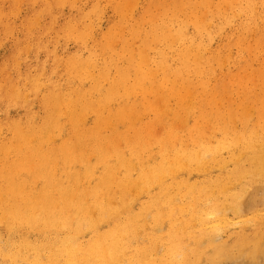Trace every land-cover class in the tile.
<instances>
[{
    "label": "bare ground",
    "instance_id": "1",
    "mask_svg": "<svg viewBox=\"0 0 264 264\" xmlns=\"http://www.w3.org/2000/svg\"><path fill=\"white\" fill-rule=\"evenodd\" d=\"M138 2L116 3L120 19L112 21L105 36L89 49L93 25L87 32L76 24L65 26L78 47L63 63L75 86L63 91L54 85L41 97L44 114L39 125L33 115L24 123H0V154L36 155L37 168L24 163L34 180L43 184L37 195L23 196L19 188L25 181L17 179L15 171L24 163L0 165L4 184L0 222L8 236L17 235L12 242L0 236V262L17 264L27 257L43 261L49 256L50 264H55L60 254L68 259L62 264H77L71 260L75 250H86L87 259L108 260L115 257L113 250L138 242L148 221L154 230L169 223V239L161 246L166 245L167 255L180 258L162 259L159 264H239L245 257L255 259L254 264L263 261L259 262L264 240L247 237L235 219L251 209L244 224L264 225V216H259L264 210V143L256 145L252 138L241 142L233 133L214 149L204 143L200 122L193 133L188 122L193 104L216 105L220 96L232 95L236 89L264 87V0H149L136 20L137 16L128 20ZM229 19L232 23H227ZM256 57H263L262 62L256 63ZM125 62L133 70L139 65L143 79L111 74L114 64ZM231 67L236 71L231 72ZM157 73L161 78L155 87L160 94L145 87V81ZM26 79L32 84L28 92L39 96L40 79ZM8 88L10 95L1 99L11 103L16 96L23 99L24 93L15 86ZM232 113L235 122L239 116ZM231 122L221 128L224 136ZM4 130L10 138H5ZM190 140L202 152L188 154ZM223 150L245 151L244 162L216 179L205 166L211 158L224 167ZM155 151H160V160ZM229 158L236 163V155L229 153ZM190 163L205 176L196 191L181 177ZM225 179L236 182L240 190L229 192ZM248 190L255 193L253 200ZM2 194L9 199L1 200ZM211 198L214 202L209 203ZM199 200L204 202L202 212L190 202ZM258 218L262 220L254 223ZM225 227H231L232 235H224ZM33 235L36 239H31ZM239 239L243 248L229 245Z\"/></svg>",
    "mask_w": 264,
    "mask_h": 264
},
{
    "label": "rangeland",
    "instance_id": "2",
    "mask_svg": "<svg viewBox=\"0 0 264 264\" xmlns=\"http://www.w3.org/2000/svg\"><path fill=\"white\" fill-rule=\"evenodd\" d=\"M97 1H100L99 4L96 0H0V123H5L8 120L24 123L30 115H33L35 123L39 125L42 122V116L44 114L41 107V97L53 90L54 85H57L63 91H66L68 86H75V78H69L63 63L67 61L70 56L76 54L78 47L75 38L67 34L64 29L65 26L76 24V26L79 25V29L84 28L83 30L87 32V29H90L88 27L93 25V31H91V29L89 30L94 32L93 39L89 42V49L95 44V41H99L105 36L103 33L105 34L109 31V26L112 21L120 19L121 12L114 9V5L120 2V0ZM144 2L147 3L149 0H140V2H138L139 5L135 4L137 7H134V10H132V15L129 13L131 19L128 15V20H132L137 16L135 18L136 20L139 17L140 13L143 12ZM131 6L132 5L129 6V9ZM98 8L100 10H98ZM90 9L92 11L96 10L98 13H94ZM88 11L92 13H88ZM5 32L10 33L7 38L4 35ZM125 34L126 33H124V37L127 36V34ZM84 54L85 56L88 55L87 49L84 50ZM56 57H60L61 60L57 62ZM253 60L256 63H261L263 57H256ZM259 68L260 64L255 66V70H259ZM230 71L235 72L236 68L231 67ZM5 73L7 74L6 76ZM225 73H227V70ZM30 76L40 79L39 86L42 88V91H40L39 96L35 93L32 94L31 91L28 92L32 84L26 78ZM45 84H47V87H45ZM8 86H15L17 90L24 93L23 99L16 96L15 99L12 100L14 104L9 100L1 99L3 94L6 96L10 95L11 92ZM262 91H264V87L261 86L248 90L236 89L233 91L232 95H227L225 97L220 96L216 105L209 103L204 105L193 104L191 106L190 119L188 122L191 132H194L197 124L200 122L205 133L204 143L214 149L219 147L223 141H228L233 136V133H235V136H237L241 142L252 138L256 145L264 143V98H262ZM208 92L211 93L212 89L210 90L209 88ZM7 101L11 104H8ZM225 101H227V103H225ZM245 105H248V110L244 109ZM233 110L236 111L239 117L246 116V118L241 119L238 117L235 122H231V116L235 115L232 113ZM203 111L205 113L203 114V118L200 119L199 117L202 115ZM245 112L247 114H245ZM227 122H231V125L224 136L221 132V128ZM67 132L68 126H65L63 131L64 137ZM251 134L252 137L250 136ZM3 135H7L5 138L11 137V134L5 130ZM189 148L190 151H187V153L191 155L202 152L198 151L199 146L193 140H190ZM244 152L245 151H220V156L224 161L222 164L224 167H221L219 163L208 158L205 166L206 171L209 172V175L219 179L227 175L228 171L234 169L237 165L243 164ZM155 153L156 159L160 160V151H155ZM229 153L234 154V156L236 155V163H230ZM23 155L24 154L18 156L15 153H2L0 154V165L5 163L9 158L13 160H17L18 157L24 158L22 157ZM24 159L27 165L37 168L39 162L36 155L29 154V156ZM25 163L21 164V168L15 171L16 178L25 181L21 185L23 187L19 188V192L23 196H34L38 194L43 186L42 180H34L33 175L26 170L27 166ZM195 169L196 166L190 163V167H187L186 170L183 171L181 177L196 191L201 182L204 181L205 176L199 170ZM225 181L231 188L229 192H238L240 190L236 182L231 184L229 179H225ZM34 182H36V184ZM1 188H4L3 183H0V189ZM157 191L156 189V192ZM262 193L264 194V190ZM247 194L250 200L255 198V193L252 190H248ZM8 199L9 195L3 196L2 194L1 200L7 201ZM142 200H145V198ZM190 202L195 208H198L197 210L199 212H202L204 209L203 200ZM210 202H214V198H211L209 203ZM139 204V202L136 204V209L140 206ZM182 204V202L179 203V205ZM249 212L250 213H246V215H252L251 209H249ZM244 216L243 218L235 219V222L240 223V225H238L240 228H245V235L247 237H254L256 235L264 240V225L253 227L255 224H244L243 221L246 219ZM259 216H262V211L259 212ZM260 220L262 219H255L254 223H258ZM150 224L151 222L148 221V229L141 235L138 242H133V244L127 246L126 249L113 250L116 258L111 257L109 258L110 260H107V258L104 257H101L102 259H92L97 258L92 257L87 259L84 257L86 250H75L72 251L73 256L71 260H74L77 264H102L106 263L104 260H107L108 264H159L162 259L167 262L170 260L175 262L180 259L177 258L175 254L172 256L167 255L166 245L161 246L163 242L169 239V223H163V225L159 226L156 230H154ZM194 226L198 227L196 225ZM230 229L231 227H225L224 235L226 232L232 235V232H229ZM0 236L3 240H8L9 242L17 239L16 234L12 236L6 234L2 222H0ZM31 239H36V237L33 235ZM227 239L228 236L225 237L223 241L225 242ZM154 242H158L160 245L154 247L152 246ZM184 243L192 246L193 242L188 238H184ZM241 243L242 239H239L238 241L230 242L229 245H237V248L241 249L243 248ZM253 247L254 246H251V248ZM21 253L26 255L27 250H23ZM116 254H118V256ZM262 255L264 256V253L261 254V256ZM261 256L259 262L263 260L260 263L264 264L262 263L264 262V259H262L263 256ZM49 258V256H46V258H43V261H40L32 257H27L23 258L20 262L18 261L17 264H32L36 261H40L41 264H50L51 261ZM249 258H243L239 264H254L255 259L251 258L253 260H251V262ZM255 258L257 259V257ZM1 260L3 261V259ZM54 260L56 261L55 264H62V261H68V259L65 260V257L60 254ZM2 261L0 264H5ZM7 264H10V262ZM177 264L184 263L179 261Z\"/></svg>",
    "mask_w": 264,
    "mask_h": 264
},
{
    "label": "snow or ice",
    "instance_id": "3",
    "mask_svg": "<svg viewBox=\"0 0 264 264\" xmlns=\"http://www.w3.org/2000/svg\"><path fill=\"white\" fill-rule=\"evenodd\" d=\"M227 23H232V20L229 19ZM4 35L7 38L10 35V33L5 32ZM148 70H149V66H145L143 69L144 72H147ZM111 74L118 78L123 76L124 78L132 80V81L143 79L139 65H135V70H133L132 68H129L127 66V62L120 63V64H114ZM160 78H161L160 74L157 73L155 76H153L151 81H145V87H152L153 92H155L156 94H160L158 89L155 87V85L158 84ZM163 95L165 96V98H167L169 94L165 92L163 93ZM262 98H264V91H262ZM225 103H227V101H225ZM24 162L25 161L23 160L16 161V160L9 158L5 161V164L7 167V166H15L17 163H24ZM262 216H264V210H262Z\"/></svg>",
    "mask_w": 264,
    "mask_h": 264
}]
</instances>
